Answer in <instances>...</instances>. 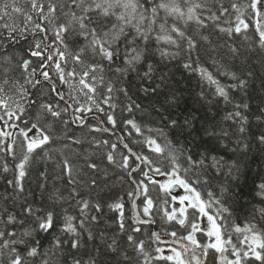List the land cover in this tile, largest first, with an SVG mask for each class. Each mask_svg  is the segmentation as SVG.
<instances>
[{"label":"trees","instance_id":"trees-1","mask_svg":"<svg viewBox=\"0 0 264 264\" xmlns=\"http://www.w3.org/2000/svg\"><path fill=\"white\" fill-rule=\"evenodd\" d=\"M5 2L10 3V0H5ZM234 2L240 3L246 8L248 0H222L224 6L229 8ZM20 6L28 7L26 3H21ZM16 15L13 13L14 17ZM234 16L235 14L221 19H228L231 22L234 20ZM253 17L251 9H247L244 18L250 25L248 32L231 40L214 27L200 29L197 24L191 23L187 28L189 34L196 38L200 45L199 56L193 53L191 57L196 62L194 67L198 64L199 67L206 68L224 86L236 83V80L225 73L234 72L238 77L248 81L246 89H229L231 102L226 103L223 98L218 97L215 94V85L203 78L199 70L192 72L183 67V64L188 60L187 53L176 60L162 61L159 55L152 50L146 55L149 62L153 63L156 68L153 73V86L159 85L156 93L145 94L143 92L142 70L138 76L136 72L117 73L113 67L111 71L105 73V83H111L117 89H127L131 99L126 97L122 91L113 93V102L117 104V108L111 110L107 105L102 104L105 112L101 113L93 109V112L86 113L87 119L84 126L72 123L75 106L64 113L61 119L52 117L41 107V102L59 104L61 107L66 106L64 101H60L52 91L53 85H56L61 92L68 94L66 100L69 102H71L69 97L76 96L81 102L91 106V102L83 96L78 87L75 89L61 82L55 63H51L46 69H41V65L47 62L31 56L30 53L34 49L35 43L43 41L45 33L27 34L26 38L19 39L16 43H5V47L0 49V76L7 75L11 78L15 89H10V95L19 105L23 106L21 120L24 123L9 120L7 116L4 119L9 123L19 124L20 128H28L32 124H37L43 127L52 139L43 148L30 154L29 161L25 165V176L21 180L23 191H20L19 186L14 188L9 181L19 179L17 165L27 154L26 141L18 128L6 129L13 130L15 134L13 138L15 140L13 146L15 157L6 151H0V209L11 210L19 214L21 208L32 205L40 212L54 211L57 217L55 230L51 234L37 231L33 236V240H39L43 245L45 252L49 250L53 253L56 252V249L52 247L56 238L69 241L75 238L64 233L61 228L65 217L71 215L77 218L75 223L78 224L81 220L85 222V227L80 229V240L83 245L80 249L81 254L90 253L95 257L97 264H145L144 259L129 245L127 235L130 234L136 239L145 241L146 250L152 256L158 255L155 249L160 245L153 239L151 227L138 225L134 220L133 198L129 195L135 191L132 178L135 182L143 181L148 186L149 194L159 206L158 208L154 207L152 212L155 228L165 237L169 236L168 232L172 230L178 231L179 234L186 233L187 230L183 227L166 222L163 209L170 208V198L159 188L158 184H152L146 180L143 172H149L151 177L161 175L149 171V166L142 163L140 169L130 178L128 169L107 161V154L111 149L102 143L105 140L109 142V145L113 143L118 145L114 153L117 161L122 160V157L128 154L115 135L91 130L94 127L101 128L100 122L103 121L106 128L121 136L131 151L148 157L162 171L171 170L172 156H176L182 166L187 164L189 155L197 160L206 158L204 169L196 171L201 175L202 180L207 178L208 182L201 183L197 187L205 196L208 191H212L222 200L223 206L229 209V212L225 214L228 217L227 223L242 228L252 224L255 225L257 231L264 232V217L258 211L264 208V198L257 195L258 185L264 183V144H260L258 141V136L264 133V119H257L258 116L264 118V49L257 45L258 33L255 31ZM37 20L39 21V17ZM16 22L21 23L22 18H17ZM223 26L229 25L224 24ZM48 27V38L54 42L56 40L54 30L50 25ZM202 35L208 36L209 39L203 40ZM245 36L248 38L245 39ZM225 41L240 49L241 55L233 58L229 50L223 47ZM47 42L42 43V48ZM68 43L69 50L76 51L83 47L85 42L80 41L78 37L70 36ZM53 47L60 46L53 44ZM85 55L91 62V52L89 51ZM24 60L32 61L29 72H25L21 66ZM214 60L218 63L214 64ZM119 66L126 65L117 59L116 67ZM73 67L82 66H77L69 60L65 70H70ZM33 68L37 69L35 77L29 75ZM41 70L48 71L51 79L45 80L43 76L39 75ZM29 79H38L39 83L33 86L27 82ZM21 85L27 89L26 96L20 93ZM77 90L78 92H76ZM99 91L106 93V89L103 87ZM96 99L100 100V97L97 96ZM30 101H36V103H30ZM132 101H135L139 107L134 108L130 113L126 108ZM245 103L249 105L248 109L241 108L239 110L248 117L246 125L248 131L243 134V139H241V134L238 132L239 125L227 120L226 117L229 113L238 110L236 109L237 104ZM16 107V104H12L13 109ZM107 112H111L116 118L117 126L115 128L108 123ZM0 115H4L2 109H0ZM75 115H80V113H75ZM128 119H134L144 129L143 136L137 135L134 130L126 127L125 122ZM186 119L191 121V126L185 124ZM64 120H67L68 123L65 124ZM170 120L178 121V126L169 124ZM1 125L3 122H0V131ZM212 131L217 135L210 136L208 132ZM223 131H228L229 136L224 137ZM146 137L156 139L162 146L170 145L166 158L150 150L144 142ZM237 139H241V144L247 143L249 148L247 150L240 149V145L236 143ZM74 140L79 143H74ZM0 143L11 142L7 138L0 137ZM213 156L223 157L225 161H228V164L221 171H217L215 167L211 166ZM66 159L73 167L75 184L69 183V176L64 170ZM90 163H95L97 169L93 170L88 167ZM129 163L133 167L136 166L134 159L130 156ZM233 163L235 164L234 168L232 167ZM5 167H7V171H4ZM229 168H232L231 172H229ZM180 175H185L183 168ZM187 175L192 176L193 173L189 172ZM93 179L96 180L95 185L91 183ZM225 189L227 191H223ZM57 196H63L65 199L57 200ZM166 200L169 203H165ZM82 201L89 202L90 207L86 213L80 211V202ZM143 201L144 197L142 196L138 204L139 211L142 217L148 219L143 214ZM115 202H122L125 205L127 232L119 230L118 214L109 207ZM97 203L101 205L102 211L97 212L93 207ZM217 208L218 206L213 205L208 211L215 215ZM92 216H96L98 219L92 220ZM31 226L29 225V227ZM136 227L141 228L142 231L139 233L131 231ZM89 232L95 239L88 238ZM243 235L244 233L233 232L234 242L239 243ZM113 239L120 245L119 252H113L107 247ZM64 247L66 251L60 254L61 261L70 250L67 243ZM125 253L131 259L125 260ZM227 256L232 258L230 251ZM84 258L87 259V255H84ZM150 264H172V262L159 259L150 261ZM247 264H260V262L251 259L247 261Z\"/></svg>","mask_w":264,"mask_h":264},{"label":"snow or ice","instance_id":"snow-or-ice-1","mask_svg":"<svg viewBox=\"0 0 264 264\" xmlns=\"http://www.w3.org/2000/svg\"><path fill=\"white\" fill-rule=\"evenodd\" d=\"M21 3H26L28 7H21ZM247 9H251L254 14L255 31L258 33L257 45L259 48L264 49V0H248L246 8L235 2L231 4V8L225 7L222 0H46V2H43V0H10V3L0 0V49L5 47V43H16L19 39L26 38L27 34L45 33L43 41L35 43L34 49L30 53L31 56L47 62L41 65V69H46L51 63H55L61 82L69 85V87H78L83 96L91 102V106L81 102L76 96L69 97L71 101L69 102V100H66L68 94L61 92L56 85H53L52 91L55 92L60 101H64L66 106L61 107L59 104L41 102V107L50 113L52 117L61 119L64 113L75 106L72 123H78L80 126L85 125L86 113L93 112V109L104 113L105 108L101 106L102 104L107 105L111 110H115L117 104L113 102V93L122 91L126 97L131 99L127 89H117L111 83H105V73L111 71L113 67H115L117 73L136 72L138 76L142 70L143 92L145 94L156 93L159 87V85L153 86V73L156 68L153 63L149 62L146 55L152 50L159 55L162 61L176 60L187 53L188 60L183 64V67L192 72L199 70L203 78H206L210 84L215 85V94L223 98L226 103H229L231 102L229 89H246L248 81L238 77L234 72L225 73V75H229L233 80H236V83L224 86L206 68L199 67L198 64L194 67L196 62L191 57L193 53L199 56L200 45L197 39L189 34L187 28L191 23L197 24L200 29L214 27L231 40L242 33L248 32L250 25L244 18ZM13 13L17 14L16 17L13 16ZM233 14L235 16L231 22L228 19H221ZM37 17H39V21ZM17 18H22V22L17 23ZM224 24L229 26L225 27ZM49 25L54 30L56 37L54 42L50 41L47 35ZM70 36L78 37L80 41L85 42L84 46L76 51H70L68 43ZM201 38L203 40L209 39L206 35H202ZM247 38L245 36V39ZM44 41L48 42L42 48ZM53 44L60 47L54 48ZM223 47L229 50L233 58L241 55L240 49L227 41H225ZM89 51L92 56L91 62L88 61L85 55ZM46 52L47 54H45ZM54 56L56 57L55 60ZM117 59H120L122 64L126 66L116 67ZM69 60L82 67H73L66 71ZM213 62L214 64L218 63L215 60ZM31 63L30 60L23 61L21 66L25 72H29ZM36 73L37 69L33 68L29 75L35 77ZM39 75L43 76L45 80L51 79L49 72L46 70H41ZM27 82L35 86L39 83V80L29 79ZM101 87L106 89V93L99 91ZM10 89H15L11 78L7 75L0 76V109L4 111V115H0V122H3L7 128H18L26 141L27 154L24 155L22 162L17 165L19 179L9 181L14 188L19 186V190L23 191L21 180L25 176V165L29 161L30 154L43 148L51 141L52 137L43 127L37 124H32L28 128H20L19 124L5 121L4 117L7 116L9 120L24 123L21 120L24 108L10 95ZM20 93L23 96L27 95V89L23 88L22 85ZM97 96L100 97V100L96 99ZM30 103H36V101H30ZM12 104H16L17 107L13 109ZM138 107L139 105L132 101L127 105L126 110L131 113L134 108ZM248 107L247 103L237 104L236 109L238 110L229 113L226 117L227 120L239 125L238 132L241 134V139H243V134L248 131L246 127L248 117L239 109L246 110ZM75 113H80V115H75ZM106 115L108 123L115 128L117 126L116 118L111 112H107ZM257 119L264 118L258 116ZM63 122L68 123L67 120ZM169 124L178 126V121L170 120ZM185 124L191 126V121L186 119ZM125 125L130 130H134L137 135H144V129L134 119H128ZM91 130L107 132L111 129L94 127ZM148 131H151V129H148ZM208 134L210 136L217 135L214 131L208 132ZM14 135L12 132L0 131V137L11 141V143H0V151H6L13 157H15L13 147L15 140L12 139ZM222 135L228 137L229 133L223 131ZM241 139H237L236 143L240 145V149L247 150L249 145L247 143L241 144ZM258 141L260 144H264V133L258 136ZM73 142L79 143L77 140ZM144 142L150 150L166 158L167 149L170 145L162 146L156 139L151 137H146ZM102 143L108 145L111 149L107 154L109 163L128 169L130 176L138 170V167L130 165L128 155H124L120 161L116 160L114 153L118 148L117 144L109 145L107 140ZM124 147L128 148V145L125 144ZM129 152H131V149H129ZM133 155L141 163H146L149 166V171L169 177V183L165 184L153 179L149 172H143L146 180L152 184H158L159 188L163 189L166 194H171L177 186L185 190V195L172 197L173 201L179 202L180 207L171 206L168 209H163V214L166 222L190 229L186 235H180L175 230L168 232V235L172 236L175 243L179 245V250L172 247L170 249L172 254L167 256L163 254L164 249L160 247L155 249L158 255L152 256L146 250L145 241L136 239L133 235H127L129 245L144 259L145 264H150V261L159 259L172 262V264H206L210 249L220 254V260L223 264H247V261L251 259L264 264V232L257 231L255 225L252 224L242 228L227 223L228 217L225 214L229 212V209L223 206L222 200L212 191H208L205 196L197 187L201 183L208 182L207 178L202 180L201 175L196 171L204 169L206 158L197 160L189 155L187 164L182 166L178 158L172 156L171 170L162 171L148 157L138 154ZM226 164H228V161H225L223 157H212L211 166L215 167L217 171H221ZM88 167L93 170L97 169L95 163H90ZM232 167H235L234 163ZM182 168L185 173L184 176L180 175ZM7 170V167H5L4 171ZM64 170L69 176V183L75 184L73 167L67 159L64 161ZM231 171L232 168H229V172ZM189 172H192L193 175L188 176L187 173ZM91 183L95 185L96 180L93 179ZM136 183L137 189L129 195L133 198L134 206L137 197L141 195L144 197L143 214L148 217V220H141L140 223L154 222L152 212L154 207L158 208L159 206L149 194L150 189L148 186L143 181ZM257 195L264 198V183L258 185ZM64 199L63 196H57V200ZM80 203V211L86 213V210L90 207L89 202L82 201ZM165 203L169 202L166 200ZM213 205L218 206L215 215L210 214L208 211ZM93 207L97 212L102 211L99 203ZM109 207L118 214L119 230L127 232L125 205L122 202H115L110 204ZM189 209L194 211L189 213ZM258 211L264 217V208ZM197 212L199 216L196 215ZM203 217L207 218L208 223L206 225L201 223ZM76 219L75 216L68 215L61 226L64 233L75 238L70 241L56 238L52 246L56 249V252L53 253L51 250L45 252L43 245L40 244L39 240H33V236L37 231L51 234L55 230L57 217L54 211L40 212L32 205L21 208L19 214L11 210L0 209V264H97L95 257L90 253H80L83 246L80 240V229L85 227V222L81 220L77 224L75 223ZM91 219L97 220L98 217L92 216ZM29 225L32 226L29 227ZM131 231L139 233L142 229L136 227ZM197 232L207 235L209 242L203 243L198 240L196 238ZM233 232L244 233L239 243L234 242ZM154 236L157 242L167 244V241H163L159 234H154ZM88 238L95 239L91 232H89ZM183 241H188V243L185 244ZM66 243L70 250L67 251L61 261L60 254L65 253L64 246ZM107 247L113 252L121 250L115 239ZM229 251L235 259H230L225 255ZM84 255H87V259L84 258ZM54 256L55 259H53ZM124 259L128 260L131 257L125 253Z\"/></svg>","mask_w":264,"mask_h":264},{"label":"water","instance_id":"water-1","mask_svg":"<svg viewBox=\"0 0 264 264\" xmlns=\"http://www.w3.org/2000/svg\"><path fill=\"white\" fill-rule=\"evenodd\" d=\"M102 128H105V127L102 125ZM106 133H109V134H110L111 132H110V131H107ZM113 135H115V136H117V137L120 138V136H119L118 134L113 133ZM120 142H121L122 147H123V148H124L129 154H130L131 157H133V158L135 159V161H136V163H137V167L139 168V166H140V162H139V160L136 159V156L133 155L134 153H133L132 151L129 152V148H125V147H124L125 143H124V141H123L121 138H120ZM133 173H135V172H133ZM133 173H132V174H133ZM176 190H177V187H175L174 191H176ZM137 199H138V197L135 199V206L133 205V211H134V213H135V218H136V220L138 221L139 224L147 225V226H152V227H153L154 224H153L152 222H149V223H140V221L143 220V219L138 215V210H137V208H136V201H137ZM154 234H159V235H160V233L158 232V230H156L155 228H153V231H152V236H153V238L155 239ZM160 236H161V235H160ZM161 238H162L163 241H167V244L162 243V242H158L159 244H161V245H171V246L179 247V245H177V244L175 243L174 239H172V238H170V239H164L162 236H161ZM155 241H156V240H155ZM156 242H157V241H156ZM217 264H223V262L220 260V254H219V256H218Z\"/></svg>","mask_w":264,"mask_h":264},{"label":"rangeland","instance_id":"rangeland-1","mask_svg":"<svg viewBox=\"0 0 264 264\" xmlns=\"http://www.w3.org/2000/svg\"><path fill=\"white\" fill-rule=\"evenodd\" d=\"M76 89V88H75ZM76 92H78V90L76 91ZM9 123V122H8ZM2 127H1V131H8V132H12L13 133V130H6L7 129V127L5 126V124L3 123V125H1ZM14 138V136L12 137V139ZM9 142H11L10 140H9ZM152 178L153 179H155V180H158V181H160L161 183H165V184H168L169 183V177L168 176H166V175H161V176H152ZM179 193H177L176 195L175 194H167L168 196H169V198H170V207L171 206H175V207H177V208H179L180 207V204H179V202L178 201H173L172 200V197L173 196H182V195H185V190L183 189V188H181L180 187V189H179V191H178ZM198 216H199V214H198ZM201 223H202V225H206L207 223H208V221H207V218L206 217H203L202 218V221H201ZM205 242H209V237L207 236V240H205ZM172 248V247H171ZM171 248H168V247H163L162 249H164V255L165 256H167V255H171L172 253H171V251H170V249ZM235 259V258H234Z\"/></svg>","mask_w":264,"mask_h":264},{"label":"flooded vegetation","instance_id":"flooded-vegetation-1","mask_svg":"<svg viewBox=\"0 0 264 264\" xmlns=\"http://www.w3.org/2000/svg\"><path fill=\"white\" fill-rule=\"evenodd\" d=\"M196 238L200 240L201 242L205 243L204 237H201V234H199L198 232L196 233ZM186 243H188V241H186ZM217 256H218V253L215 252V250L210 249L206 264H217Z\"/></svg>","mask_w":264,"mask_h":264},{"label":"bare ground","instance_id":"bare-ground-1","mask_svg":"<svg viewBox=\"0 0 264 264\" xmlns=\"http://www.w3.org/2000/svg\"><path fill=\"white\" fill-rule=\"evenodd\" d=\"M101 125H103L104 126V124H101ZM113 133H115V134H118V133H116V132H113ZM119 135V134H118ZM120 141V140H119ZM129 156H130V154L128 153V152H126ZM133 158V157H132ZM134 159V158H133ZM134 161H135V159H134ZM136 166H137V164H136ZM140 167H141V165L139 166V168H138V170L140 169ZM133 185H134V188H135V190L137 189V183L136 182H134L133 183ZM173 194V193H172ZM139 199H141L140 197H139ZM138 215L141 217L142 215H141V213H140V211H139V209H138ZM133 216H134V220H135V222L138 224V221L136 220V218H135V213L133 212ZM148 220V219H147ZM153 224H154V222H153ZM149 227H151L152 228V231H153V228H155V224H154V226L152 227V226H149ZM156 229V228H155ZM156 230H158V229H156ZM186 230H188V229H186ZM158 232L160 233V231L158 230ZM160 235L163 237V238H165V239H170V237L169 236H167V237H165L164 235H162L161 233H160ZM153 237V236H152ZM154 239V238H153ZM174 239V238H173ZM168 245H166V247H167ZM219 256V255H218ZM217 256V257H218Z\"/></svg>","mask_w":264,"mask_h":264}]
</instances>
